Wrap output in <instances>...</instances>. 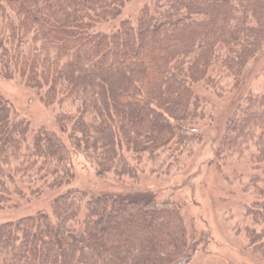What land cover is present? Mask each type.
Wrapping results in <instances>:
<instances>
[{"label":"trees","instance_id":"16d2710c","mask_svg":"<svg viewBox=\"0 0 264 264\" xmlns=\"http://www.w3.org/2000/svg\"><path fill=\"white\" fill-rule=\"evenodd\" d=\"M129 1L0 0V69L58 106L63 131L33 130L0 93V209L63 191L50 213L0 223V264H186L195 250L178 202L151 191L71 189L72 157L133 181L184 167L188 147L201 141L190 124L205 118L194 86L240 81L264 51V0H152L135 21L97 30ZM252 146L262 165L245 213L263 225V92L236 105L217 156ZM246 233L264 254V231L248 225Z\"/></svg>","mask_w":264,"mask_h":264},{"label":"rangeland","instance_id":"374dc122","mask_svg":"<svg viewBox=\"0 0 264 264\" xmlns=\"http://www.w3.org/2000/svg\"><path fill=\"white\" fill-rule=\"evenodd\" d=\"M151 3L152 0H130L118 17L103 21L97 30L111 32L122 20L135 21L142 7ZM194 88L201 97L205 118L190 124L201 141L188 147L184 167L175 168L166 176L147 170L133 181L112 174L100 176L82 154L74 152L75 177L68 187L88 196L100 192L151 191L159 202H178L186 219L190 246H195L186 264H264V254L246 233L248 225L257 232L264 231V224L253 225L251 216L245 213V206L258 198L250 184L251 176L261 172L262 163L254 156L257 148L252 146L243 154L217 156L226 122L236 105L251 93H264V51L250 61L238 83L223 78L217 88L202 82ZM0 93L8 100L14 118L28 120L33 130L46 127L62 134L58 122L60 108L46 105L21 76L9 77L0 69ZM62 192L50 189L39 196L20 199L16 206L0 209V223L39 211L50 213L52 201Z\"/></svg>","mask_w":264,"mask_h":264}]
</instances>
